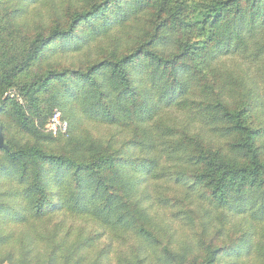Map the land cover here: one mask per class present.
<instances>
[{
  "label": "trees",
  "instance_id": "obj_1",
  "mask_svg": "<svg viewBox=\"0 0 264 264\" xmlns=\"http://www.w3.org/2000/svg\"><path fill=\"white\" fill-rule=\"evenodd\" d=\"M0 134L15 264H264V0H0Z\"/></svg>",
  "mask_w": 264,
  "mask_h": 264
},
{
  "label": "built area",
  "instance_id": "obj_2",
  "mask_svg": "<svg viewBox=\"0 0 264 264\" xmlns=\"http://www.w3.org/2000/svg\"><path fill=\"white\" fill-rule=\"evenodd\" d=\"M68 123L65 119L61 117L59 111H54L49 123L48 129L51 130L53 133L57 132H65L67 130Z\"/></svg>",
  "mask_w": 264,
  "mask_h": 264
},
{
  "label": "rangeland",
  "instance_id": "obj_3",
  "mask_svg": "<svg viewBox=\"0 0 264 264\" xmlns=\"http://www.w3.org/2000/svg\"><path fill=\"white\" fill-rule=\"evenodd\" d=\"M54 111H59V110L58 109H55ZM59 113H60V111H59ZM8 256H9L8 250L7 249H4L2 251V253H1V255H0V264H15L10 259H8Z\"/></svg>",
  "mask_w": 264,
  "mask_h": 264
},
{
  "label": "water",
  "instance_id": "obj_4",
  "mask_svg": "<svg viewBox=\"0 0 264 264\" xmlns=\"http://www.w3.org/2000/svg\"><path fill=\"white\" fill-rule=\"evenodd\" d=\"M4 145V139L2 137V135L0 134V148H2Z\"/></svg>",
  "mask_w": 264,
  "mask_h": 264
}]
</instances>
